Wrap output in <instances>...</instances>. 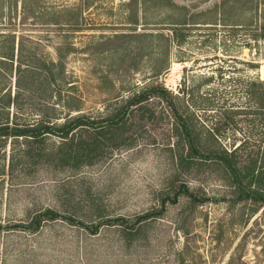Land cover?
Wrapping results in <instances>:
<instances>
[{"label":"rangeland","instance_id":"rangeland-1","mask_svg":"<svg viewBox=\"0 0 264 264\" xmlns=\"http://www.w3.org/2000/svg\"><path fill=\"white\" fill-rule=\"evenodd\" d=\"M11 46L12 62L0 57V121H36L40 109L57 121L105 115L159 82L193 112L200 148L236 147L240 168L264 171V109L245 93L248 80L264 77V0H0V54ZM18 54L39 79L55 75L47 94L44 82L22 76L31 86L21 108L6 95L17 90ZM167 107L149 101L153 115L135 111L140 128L80 166L53 156L54 134L29 144L0 136V264H264V204L240 196L218 160L179 173ZM212 122L215 134L206 131ZM181 181L202 200L181 194L134 232L102 225L91 233L61 218L37 230L7 226L47 206L87 222L134 215Z\"/></svg>","mask_w":264,"mask_h":264},{"label":"trees","instance_id":"trees-1","mask_svg":"<svg viewBox=\"0 0 264 264\" xmlns=\"http://www.w3.org/2000/svg\"><path fill=\"white\" fill-rule=\"evenodd\" d=\"M21 54V53H20ZM4 56L11 60L14 58L13 47L0 57ZM3 59V58H0ZM35 66H31L26 59H22L18 54L15 75L17 90L11 96L7 92L8 100L7 105H16L21 108L19 102L20 93L23 88L31 85H25L21 81L22 76H28L31 82L37 83L41 86L44 82V87L40 89L41 94L46 93V87L53 83L55 75L42 76L39 79L36 73ZM185 91V86L183 87ZM187 91V90H186ZM245 93L249 101L260 102V106L264 109V77L258 79H250L245 84ZM40 94V95H41ZM178 95L173 93L159 82H149L142 86L135 88L125 101L116 107L111 112L105 115H90L84 112H76L68 115L63 120L57 121L59 117L53 114L52 119H46L40 109V117L36 121L23 122V123H10L9 120L0 121V136L14 135L23 136L25 143L42 142L44 136L47 134H54L60 138L53 152L54 157L64 160L66 163L80 166L92 162L94 159L102 155L103 149L111 145L113 139L119 137L125 131H136L140 124L137 123L136 113H140L139 117H146L153 115L154 110L147 108L149 101L152 99L166 100L168 115L170 118V129L174 131L176 139L174 145L177 146L175 153V167L179 173L187 172V176L192 174L193 167L198 163L219 161L222 163L224 170L231 179L239 186L240 196L252 197L259 203L264 204V171L262 165L255 167L240 168L238 161L233 155V149H223L217 151L212 147H199V135L197 131L200 130L189 113H193L187 105L182 108L177 101ZM264 122V118H263ZM225 124L228 121L225 119ZM220 126H216L214 122L207 126L206 131H220ZM122 137V135H121ZM248 178L245 182L243 180ZM257 184L256 187L251 188L252 183ZM188 195L192 200L199 199L198 193L192 190L186 182L174 183L171 182L168 188L160 192V205L152 207L151 209L136 213L134 215L125 216L122 214L108 216L101 213L96 214L99 216L97 220L83 221L78 219L74 212L68 210L67 213H62L59 209L51 206L41 208L34 212L27 222H16L8 224L9 228H22L37 230L45 221H53L57 219H65L72 224H78L89 232L95 233L102 225H120L127 232H134L139 227V224L159 216L167 202H175L179 195ZM73 210V209H72ZM103 216V217H102ZM0 227H4L0 223Z\"/></svg>","mask_w":264,"mask_h":264}]
</instances>
